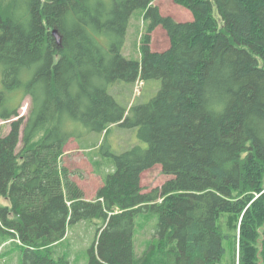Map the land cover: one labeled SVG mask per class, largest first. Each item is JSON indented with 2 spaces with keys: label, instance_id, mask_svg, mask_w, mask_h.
<instances>
[{
  "label": "trees",
  "instance_id": "trees-1",
  "mask_svg": "<svg viewBox=\"0 0 264 264\" xmlns=\"http://www.w3.org/2000/svg\"><path fill=\"white\" fill-rule=\"evenodd\" d=\"M4 1L0 120H17L7 135L0 127V199L9 203L0 234L21 264H71L57 250L80 223L95 226L87 264H235L236 253L237 264H264V0H173L191 22L162 16L154 0ZM140 9L147 34L140 60H128L122 48ZM157 27L170 41L158 53ZM152 80L161 87L146 104L123 107L109 93ZM113 127L136 129L146 148L115 152ZM86 137L96 144L82 150L103 175L91 201L61 166L66 143ZM156 165L173 178L143 193L141 175ZM140 216L138 229L154 224L138 255ZM220 216L240 218L239 236Z\"/></svg>",
  "mask_w": 264,
  "mask_h": 264
},
{
  "label": "rangeland",
  "instance_id": "rangeland-1",
  "mask_svg": "<svg viewBox=\"0 0 264 264\" xmlns=\"http://www.w3.org/2000/svg\"><path fill=\"white\" fill-rule=\"evenodd\" d=\"M9 1L10 0L4 1V8L8 6ZM103 1L106 3L113 2V0ZM115 1L121 2L123 0ZM153 5L158 7L162 16H170L177 22H191L193 20L190 11L183 6L176 4L173 0H154ZM147 25V22L144 20V10H137L131 15L122 48V55L128 60H140L141 48L144 44V36L147 34ZM169 47L170 41L165 31L161 27H157L151 34V50L158 53L168 50ZM160 87V81L152 80L145 82L144 84L142 82L136 83L133 86L132 93L130 85L127 84H119L110 87L109 93L115 97L121 106L128 107L131 105L148 103L157 95ZM19 97L20 96L18 95V100ZM18 100L16 98L15 101L18 103ZM30 104L31 100L29 97L23 99L18 111L20 117H25V119L28 118ZM16 120L17 118L6 122L0 120V127L5 135H7L10 130L11 122ZM93 137H86L81 141L73 138L70 139L64 146L63 156L61 158V166L69 170L72 174L71 179L84 191V196L89 201L95 199L97 190L103 185V175L96 172L94 165V163L99 162V159L96 155L92 154L91 151L82 150V144H90V146L93 143L96 144ZM97 143L100 144L101 140ZM106 143L107 146H111V149L115 150V152H123L134 145L146 148V145L138 140L136 129L128 130L113 127ZM21 147V144H19V150ZM103 170L104 169L101 168L100 172ZM172 178L173 177L163 174L161 166L156 165L142 173L140 185L143 189V193H149L155 188H160ZM0 205L9 206V203L4 199H0ZM227 219V216H220L219 223L223 230L232 233V235H234L235 232L237 236H239L240 218L238 220L232 219L230 223L227 222ZM143 222V216L137 218V229L139 224ZM153 224L154 221L150 222L147 227L138 229L135 242L136 254L141 255L146 249L147 244L152 238ZM94 238L95 226L88 225L87 223H80L69 231L67 242L62 244L57 252L58 254H68L71 264H87V250ZM21 261L22 254L20 248L12 242L9 236L0 234V264H21ZM237 261L238 253L235 255V264H237ZM226 264H232V262L228 260L226 261Z\"/></svg>",
  "mask_w": 264,
  "mask_h": 264
},
{
  "label": "water",
  "instance_id": "water-1",
  "mask_svg": "<svg viewBox=\"0 0 264 264\" xmlns=\"http://www.w3.org/2000/svg\"><path fill=\"white\" fill-rule=\"evenodd\" d=\"M51 34L55 40L56 45L60 46L61 45V36H60L59 32L57 31V29H53Z\"/></svg>",
  "mask_w": 264,
  "mask_h": 264
},
{
  "label": "bare ground",
  "instance_id": "bare-ground-1",
  "mask_svg": "<svg viewBox=\"0 0 264 264\" xmlns=\"http://www.w3.org/2000/svg\"><path fill=\"white\" fill-rule=\"evenodd\" d=\"M93 250V249H92Z\"/></svg>",
  "mask_w": 264,
  "mask_h": 264
}]
</instances>
